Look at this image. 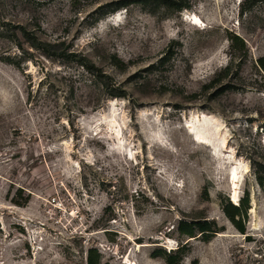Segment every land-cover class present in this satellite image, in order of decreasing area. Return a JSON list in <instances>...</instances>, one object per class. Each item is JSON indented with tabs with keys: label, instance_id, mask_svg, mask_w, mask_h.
Returning <instances> with one entry per match:
<instances>
[{
	"label": "rangeland",
	"instance_id": "obj_1",
	"mask_svg": "<svg viewBox=\"0 0 264 264\" xmlns=\"http://www.w3.org/2000/svg\"><path fill=\"white\" fill-rule=\"evenodd\" d=\"M122 1L0 0V264H264V0Z\"/></svg>",
	"mask_w": 264,
	"mask_h": 264
},
{
	"label": "trees",
	"instance_id": "obj_2",
	"mask_svg": "<svg viewBox=\"0 0 264 264\" xmlns=\"http://www.w3.org/2000/svg\"><path fill=\"white\" fill-rule=\"evenodd\" d=\"M133 4L141 5L143 7H163L167 10L177 12H182L191 8L189 1L187 0H126L117 4V8L110 13H114L121 8H128ZM110 13H106V15ZM21 31V34L26 38V40L33 48L43 50L44 52H49L48 44L42 43L34 35L28 33L24 28H22ZM230 41L232 42L233 47L245 50V42L240 37L232 35ZM58 57H65V52L62 51V53L58 55ZM82 65L87 66V64H85L84 62L82 63ZM257 66L264 75V56L260 57L257 60ZM227 71H230V68ZM113 97H122V95H113ZM253 167L256 181L259 187L264 192V164L254 163ZM28 203L29 201L26 200L23 204H19V206H23ZM222 210L233 227L240 234L246 235V223L248 222V212L250 210L249 194L245 193L238 204H234L233 202L228 200L223 204ZM177 231L181 236L186 237L187 239H193L200 235V238H202L205 243H209L212 240L213 236L218 233L215 227V223H212L210 221L181 220L178 223ZM188 249L189 247L187 243L185 245H180L178 249L170 251L169 253L161 250L156 251L153 256L162 258L166 264H180L186 256ZM87 264H102V255L97 248H90L88 250Z\"/></svg>",
	"mask_w": 264,
	"mask_h": 264
},
{
	"label": "bare ground",
	"instance_id": "obj_3",
	"mask_svg": "<svg viewBox=\"0 0 264 264\" xmlns=\"http://www.w3.org/2000/svg\"><path fill=\"white\" fill-rule=\"evenodd\" d=\"M206 122L210 123L209 121H206ZM208 126H209V125H208Z\"/></svg>",
	"mask_w": 264,
	"mask_h": 264
}]
</instances>
